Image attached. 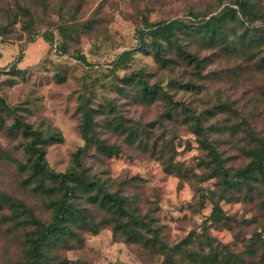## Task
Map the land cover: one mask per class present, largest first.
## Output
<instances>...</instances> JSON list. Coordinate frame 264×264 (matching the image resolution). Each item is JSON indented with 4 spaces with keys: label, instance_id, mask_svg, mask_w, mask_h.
Segmentation results:
<instances>
[{
    "label": "rangeland",
    "instance_id": "374dc122",
    "mask_svg": "<svg viewBox=\"0 0 264 264\" xmlns=\"http://www.w3.org/2000/svg\"><path fill=\"white\" fill-rule=\"evenodd\" d=\"M88 1L85 17L102 3L99 23L73 36L64 50L41 35L57 21L58 6L44 11L34 0H0V201L10 203L9 195L51 220L52 198L25 183L26 139L9 131L14 119L5 100L45 137L57 136L46 146L52 170L65 172L86 146L84 167L101 181L93 194L119 193L137 219L80 194L75 202L84 222L78 217L52 236L42 264H264V182L226 188L187 113L162 91L144 96L138 83L139 76L159 82L173 100L202 114L226 166L232 173L244 167L251 147L264 142V0H250L255 15L245 25L227 23L229 47L205 48L199 33L182 35L181 45L205 58L198 72L181 59L175 42L159 48L145 37L141 45L139 28L190 19L192 10L208 18L234 0ZM20 5L34 14H18ZM246 31L254 43L241 42ZM189 82L194 89L184 85ZM83 105L99 110L91 112L97 134L117 153L109 156L83 139ZM17 209L0 207V264H21L25 256L31 226L21 223L26 215L21 205ZM171 248L173 262L163 253Z\"/></svg>",
    "mask_w": 264,
    "mask_h": 264
},
{
    "label": "trees",
    "instance_id": "16d2710c",
    "mask_svg": "<svg viewBox=\"0 0 264 264\" xmlns=\"http://www.w3.org/2000/svg\"><path fill=\"white\" fill-rule=\"evenodd\" d=\"M35 5H43L44 11L57 10L54 12L58 17L57 21L50 24V28L46 30L42 36L48 41H56L62 49H66V44L73 36L79 34L83 29L91 31L93 27L99 23L98 11L102 3H100L89 15L85 17V8L89 5L88 0H34ZM20 12L18 14L27 16L34 14L32 7L20 5ZM191 18L184 20L181 18L163 20L155 24L145 23L139 28V39L141 45H145V37L152 39V42L162 46V41H167L169 45L175 42L178 50V55L193 69L198 72L204 63L205 58H201L198 53L188 51L181 45L180 39L183 36H192L197 32L202 35L205 48H215L219 45L229 47L227 37V23L238 20L242 25L246 24V20L254 19L255 6L250 0H234L230 4H226L223 8L215 14H211L205 18L207 14L198 11H190ZM147 21V20H146ZM251 26V25H250ZM253 27V26H251ZM247 28H250L247 26ZM264 31V24L262 27ZM39 31H31V40ZM264 39V35H263ZM241 42L245 43L247 40L252 44L254 38L249 37L248 31L240 35ZM157 56L159 52L157 51ZM132 74L127 75L126 78H131ZM138 83L140 91L144 96L155 95L159 91L164 92L166 99L176 106H180L185 116V121L191 123L193 132L197 135L202 148L207 152L210 162L213 164L215 170L221 178L222 184L226 188L238 186L240 183L251 184L255 181L264 182V142L261 141L256 146L251 147L249 154L251 160L242 168L235 170L233 173L225 164V158L216 145V141L211 138L212 126L206 124V120L202 114H197L194 108L173 100L170 93L163 90L159 82L149 83L145 78L139 76ZM187 88H193V82L184 84ZM182 85L181 87H185ZM5 109L9 114H12L14 122L10 125L9 131H18L26 139L23 146V151L27 155L28 175L25 178V183L35 184V188L41 190L43 193L52 198V216L49 222L42 220L36 216L33 209L25 204L23 201L14 200L9 195L6 196V202L0 201V207L8 205V209L12 213H16L17 205H21L25 214V218L21 221L26 225L31 226L30 234L27 238V248L25 256L21 264H42L45 251L44 247L52 236L57 237L58 234L63 233L71 221H75L78 217L84 222L81 217V210L76 206L75 199L80 194L88 193L89 198L93 203L100 202L102 208L111 211L118 216H129L130 220L137 221V219L129 214L127 210L126 198L122 197L117 192L104 191L102 196L99 193L93 194L94 186L101 181L99 178L91 176L88 169L84 167L83 158L85 156L86 146L80 147L73 155L72 165L65 172H56L49 167L46 159V146L50 141L57 140L54 133H50L49 137H45V131L34 128L32 124L27 122L22 115H20L14 108L8 105L5 100H2ZM97 108H88L83 105L82 112L84 119L81 125V132L83 139L87 143H93L101 151L108 153L109 156L117 153L114 145L108 143L106 140L100 138L95 128V119L92 114L97 112ZM99 111V110H98ZM92 112V114H91ZM0 127H5L4 120L0 121ZM130 135L136 136L137 132L131 131ZM61 139V138H58ZM18 162L19 160L16 159ZM24 169V166L22 167ZM12 219V217H10ZM125 227H127L125 225ZM134 234V235H133ZM132 238L136 239L139 234L130 231ZM157 237V236H156ZM153 239L156 241L157 238ZM146 245L151 244L149 239L145 240ZM167 261H174V250L171 248L166 253Z\"/></svg>",
    "mask_w": 264,
    "mask_h": 264
}]
</instances>
